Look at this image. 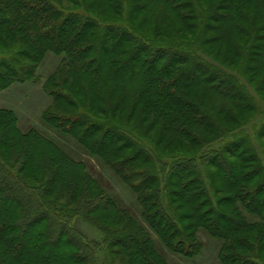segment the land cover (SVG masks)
Instances as JSON below:
<instances>
[{"label":"trees","instance_id":"obj_1","mask_svg":"<svg viewBox=\"0 0 264 264\" xmlns=\"http://www.w3.org/2000/svg\"><path fill=\"white\" fill-rule=\"evenodd\" d=\"M226 1L229 15L245 20L250 1L219 4ZM109 2L112 18L96 0H0V93L39 81L48 54L60 59L42 86L52 98L41 113L46 131H23L15 110L0 107V264H99L102 255L109 264H172L160 248L195 259L204 250L201 232L220 241L218 264H264V161L245 133L256 111L251 88L264 93V78L253 83L247 73L264 46L231 45L229 57L207 47L210 23L228 13L206 12L201 0ZM150 2L153 34L133 21H143ZM169 11L180 21L173 31L163 27ZM105 56L113 77L129 70L144 77L129 107L113 92L102 95L101 85L91 92L86 75L98 80ZM200 77L221 96L215 106L191 97ZM48 131L114 171L133 205H122ZM239 160L256 166L263 182L249 185ZM81 220L100 237L80 229Z\"/></svg>","mask_w":264,"mask_h":264},{"label":"rangeland","instance_id":"obj_2","mask_svg":"<svg viewBox=\"0 0 264 264\" xmlns=\"http://www.w3.org/2000/svg\"><path fill=\"white\" fill-rule=\"evenodd\" d=\"M220 1L221 0H201V7L206 12L212 11L217 7V9L221 12L225 14L228 13V15L224 16L225 18L221 23H210L206 31L207 40L205 41V45L207 47L216 48L223 57L230 56V51L232 49L230 48L231 45L236 46L239 50L253 40L259 45L264 46V9L262 2L260 0H248L250 3L247 4V9H244L247 17H245V20H241L235 14L229 15V1L219 4ZM109 3V0H96L95 4L97 6L96 9L103 12L105 15L111 16L110 18H112L115 14L112 12L113 10H111ZM233 3V0H230V5ZM156 8L157 5L155 2H150L148 10L141 16L143 17L142 22L140 18L134 20L132 19L134 23L139 25L141 28L146 27L145 31L147 34L157 33L158 27L157 14L155 13ZM169 12V20L167 21V17H165L163 21L165 25H163V27L167 28L168 26L169 30L173 31V22H177V24H174L175 26L177 25V28H180L178 25L180 21L177 19V11H174L173 13H171V11ZM189 18L191 19L190 22H195L193 20L195 19V16H190ZM145 23L147 24L145 25ZM192 27L193 32L198 31L197 25H193ZM252 29L254 31H252ZM96 34L92 36L93 42H96ZM238 37H242V40H238ZM124 45L125 46L121 48L119 52L122 53V56L125 59L128 57L131 44L125 43ZM103 59L105 64L101 70L98 80H91V75H86L87 80H89L91 92L93 93L95 88L101 85L103 88L102 95L107 96L113 92V96L124 97L126 99L125 104L129 107L135 98L133 97L134 92H141L144 89V77L141 75H134L132 70H129V72H122L119 74L118 78H115L112 76L113 66H110L109 58L105 56ZM111 59H113V56ZM252 59H254L253 55L249 60ZM234 60L238 64L242 61L241 57L234 58ZM59 61L60 59L54 54H48L47 58L37 71L38 75L41 77L39 81L34 82L30 80L24 83H14L8 89H5L0 93V107H9L15 110L18 116V125L23 131H27L30 128L41 127L46 131L47 127H44L43 125L41 113L51 103L52 98L50 95L45 93L42 86L43 81L51 72L55 70ZM255 61L257 69L247 73L248 75H251L253 83H256V81H260L264 78V47L260 54L256 57ZM165 63L166 62L163 61V64ZM132 65H134L133 62ZM217 92L218 91L216 89H213L212 83L204 77H200L197 84L192 85L189 91L191 97L195 101L202 97V103L205 104V106H215V103L222 99ZM251 93L254 100H256V111L251 122L246 126V131H244L250 140L256 144L258 148L257 150L259 151L257 152L260 153L264 161V132L262 133V131H264V93L259 96L252 88ZM93 100L95 101L94 97ZM260 130L262 131L260 132ZM50 134L56 137L57 141L68 153L76 159L85 162L90 173H92V175L96 177L105 186L107 191L113 194L122 205L127 207H131L133 205V195L130 192V189L107 165L89 155L86 150L82 148V146L78 145L70 137L60 134ZM240 160L238 161L240 163L239 168H241V172H245L247 174L245 176L247 178V183L255 187L256 185L262 183L263 174H259L258 176L256 175V166L251 169L250 165H247ZM215 185L219 190V196H223L224 193L221 190H226L224 184L218 181ZM229 208V204H223L221 206L222 210H227ZM187 210L188 208H185L184 206H181L179 209L181 213L186 212ZM75 223L89 236L100 237L99 231H97L95 227L88 226L87 222L81 220L78 223ZM200 239L204 243V250L198 257L192 260L181 258L180 256L171 254L162 248L160 249L165 252L167 259L172 264H218L220 241L210 237L206 232L200 233ZM160 245L162 244L160 243ZM99 264H109V259L106 258V255H102Z\"/></svg>","mask_w":264,"mask_h":264}]
</instances>
